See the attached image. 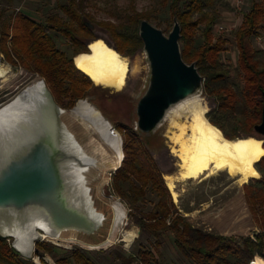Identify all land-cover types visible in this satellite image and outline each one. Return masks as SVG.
Wrapping results in <instances>:
<instances>
[{
  "label": "trees",
  "instance_id": "trees-1",
  "mask_svg": "<svg viewBox=\"0 0 264 264\" xmlns=\"http://www.w3.org/2000/svg\"><path fill=\"white\" fill-rule=\"evenodd\" d=\"M250 1L248 11L242 14L241 23L234 32L237 70L243 80L241 88L228 84L233 69L219 58L225 50L226 40L222 37L214 39L213 19L203 14L212 5V0H172L169 5L171 17L180 26L181 57L185 63L195 65L203 78V93L216 103L215 109L205 118L228 140L241 135L260 137L254 127L260 124L262 117L264 49H255L251 39L264 33V0ZM95 8L94 0H68L59 5L63 19L49 15L44 23L35 22L20 13L8 17L0 13V51L14 66L17 63L25 71L41 77L62 109L73 108L94 88L73 62L76 56L88 53L83 41L94 39L84 19L108 33L114 49L124 56L135 53L141 44L139 24L143 20H150L148 13H138L131 5L126 9L104 8L111 19L97 21L89 11ZM97 8L100 10V7ZM202 24L204 28L199 32ZM52 31L69 40L72 57L57 50L49 35ZM199 33L203 43L195 47ZM127 132V135H123L121 148L123 160L120 168L111 176L110 185L116 196L128 206L127 216L141 232L157 238L161 230L168 229L174 235L176 248L191 264H248L253 258L264 263V157L254 165L260 179L251 180L243 186L252 219L261 232L254 239L224 237L193 227L178 213L163 178L143 149L140 137L131 130ZM148 188L157 200L149 213L141 214L140 207L146 202ZM167 220H170L169 224ZM34 246L38 250L36 255H39L45 244L35 242ZM15 256L6 240L0 237V261L19 264L15 262ZM71 257L74 264H94L79 252ZM133 263L166 264L164 260L161 263L156 261L149 251L139 252L137 257H130L125 262Z\"/></svg>",
  "mask_w": 264,
  "mask_h": 264
},
{
  "label": "bare ground",
  "instance_id": "bare-ground-1",
  "mask_svg": "<svg viewBox=\"0 0 264 264\" xmlns=\"http://www.w3.org/2000/svg\"><path fill=\"white\" fill-rule=\"evenodd\" d=\"M87 48L88 53L73 59L75 68L93 85L112 92L120 91L124 86V59L102 40L91 41ZM0 81L4 82V86L0 87L2 166L14 152L32 151L33 148L28 146L31 142L36 148L44 145L42 141L48 144L50 126L42 112L47 90L38 75L24 71L13 73L9 66L0 63ZM201 96L198 91L170 106L154 128L156 131L164 123L166 131L170 127L174 128L170 136L171 152L174 154L175 148L182 143L188 119L192 117L188 136L181 146L179 170L175 176L164 177L168 192L174 201H178V186L184 188L189 181L201 183L221 174L226 175L235 184V192L216 212L205 215L203 221L224 237L250 236L256 227L242 186L250 180L260 179L254 165L264 157L263 141L254 137L235 140L224 138L221 131L205 118L199 99ZM58 117L61 123L58 136L60 160L82 161V164L59 163L56 169L58 199H68V203L75 207L82 201L88 204L89 219L96 226L94 231L99 228L95 234L97 239L87 245L81 233L73 227L61 229L54 235L51 225L38 207L4 209L0 212V234L12 238L14 246L16 243L15 248L21 254L24 252L27 258H32L33 243L38 237L41 238V233L44 239L76 240L94 249L102 248L109 243L115 223L123 215L124 208L120 201L116 197L103 195L101 191V187L107 184L106 173L114 172L121 166L123 156L120 135L115 133L110 121L88 100L78 101L68 111L59 107ZM39 124L44 125V129L37 132L34 129L40 128ZM95 199L103 203L105 210L95 207Z\"/></svg>",
  "mask_w": 264,
  "mask_h": 264
},
{
  "label": "rangeland",
  "instance_id": "rangeland-1",
  "mask_svg": "<svg viewBox=\"0 0 264 264\" xmlns=\"http://www.w3.org/2000/svg\"><path fill=\"white\" fill-rule=\"evenodd\" d=\"M67 1L68 0H0V13L5 17L20 13L26 15L35 22L44 23L49 15H56L63 19L64 15L60 11L59 5H63ZM171 1L172 0H94L96 8L89 11L95 16L97 21L107 20L110 16L104 8L109 10H113L114 8L126 9L129 6L134 5L135 10L138 13H148L150 15V20L148 22L167 36L172 30L174 24V19L169 12ZM250 5V0H212V5L203 11V14L208 19H213L212 35L214 39L222 37L226 40L225 50L220 54L219 58L223 63L231 65L233 69L227 80L231 87L241 88L243 85L242 76L237 70V49L234 41V32L241 23L242 14L248 11ZM97 7H100V10H97ZM196 16L197 15L194 17ZM203 28L204 24L200 25L199 32L202 31ZM92 33L94 39L84 40L83 42L85 45L88 41L97 39L102 40L114 49L110 36L103 29L94 24ZM49 35L55 43L58 51L63 52L67 57H72V46L69 40L53 31L50 32ZM263 35V33H260L257 36L259 39H257V37L251 39L252 46L255 49L264 48ZM202 43L203 39L199 33L195 47H199ZM120 56L124 59L126 66L123 88L118 91V93L91 88L81 100H88L105 116L107 120L110 121L116 130L115 133L120 135L121 142H123V135H127V131L131 130L137 134L140 137L143 149L153 161L163 180L164 177L175 176L180 167L181 146L188 136L192 117L188 119L182 143L175 148L174 154L171 152L172 145L170 143L171 133L174 132L173 127H170L166 131L165 127H163L164 123L161 126L162 128L160 127L156 131H153L150 135H140L136 130L135 106L138 98L146 88L149 73L146 55L143 50V43L141 42V44L138 45L133 55L124 56L120 54ZM11 58L16 61L14 57L11 56ZM0 63L9 66L13 73L24 71L31 74L25 71L17 63L16 66H14L5 58L2 51H0ZM2 86H4V82L0 81V87ZM45 88L47 87L45 86ZM47 90L49 91L48 88ZM201 94L202 96L199 99L203 105L202 111L204 112V116H206L207 113L215 109L216 103L213 98L206 96L203 93V90ZM62 110L68 111L70 109ZM70 127L73 131H76L72 126ZM242 136L251 135H241L240 137ZM114 172L106 173L107 184L101 187V191L102 194L107 197H116L124 209L122 210L123 215L118 217L115 223L113 234L107 245L102 248L94 249L80 244L76 240H70L69 242L48 238L44 239V235L41 233V238L38 237L35 242L44 243V248L39 255H36L38 250L34 246L36 252H33L32 258H27L25 253L20 249L19 250L25 257L13 248L12 238L0 236L6 240L12 251L17 255L14 257L15 262L19 264H74L71 256L73 253L79 252L94 264H125L128 258L137 257L139 252L149 251L154 255V259L160 263L161 260H164L166 264H179L180 261L184 264H191L176 248L174 244V235L168 229L161 230L160 236L155 238L152 234L141 232L139 227L133 224L131 218L127 216L129 212L128 206L116 196L110 185L111 176ZM250 182L251 180L246 184H249ZM181 189L183 190L181 191ZM178 190L180 195L177 199L178 201H174L170 194L178 213L193 227L201 228L208 233H217L210 224L203 221V218L207 214L216 212L218 207L222 206L235 192V184H233L232 180L226 175L221 174L201 183H191L189 181L184 188L178 186ZM156 200V195L148 188L146 202L140 207L141 214L149 213L153 209ZM94 204L98 210H105L103 203L97 199L94 200ZM135 214L139 215L138 212H135ZM166 222L169 224L170 220H167ZM255 227L256 229L250 236L243 237L254 239L255 236L261 232L256 225ZM98 229L99 228L91 234L81 233V237L85 244L87 243L88 245L89 243L96 241L95 239H97V237H95V234L98 233ZM46 234L51 236L48 232ZM253 262L254 264H264L258 258H253ZM0 264L11 263L0 261Z\"/></svg>",
  "mask_w": 264,
  "mask_h": 264
},
{
  "label": "water",
  "instance_id": "water-1",
  "mask_svg": "<svg viewBox=\"0 0 264 264\" xmlns=\"http://www.w3.org/2000/svg\"><path fill=\"white\" fill-rule=\"evenodd\" d=\"M84 23L91 31L94 29V24L86 19ZM138 36L143 43L149 73L146 88L135 106L136 130L140 135L148 136L163 119L170 106L198 91L202 92L203 78L193 63L187 64L181 57L180 26L176 21H174L172 30L165 36L161 30L143 20L138 27ZM91 41L93 40L88 41L86 45ZM41 80L45 86L43 79ZM93 86L101 91H110L101 86ZM42 106V112L50 126V141L48 144L42 141L44 144L42 148H36L33 142L29 143L28 146L33 148L32 151L14 152L8 158L9 160L0 166V212L4 209L21 210L27 207H38L51 225L54 235L66 227H73L83 234H91L96 226L89 219L91 217L87 209L88 204L82 201V196V202L77 207L69 204L68 199H58L56 169L59 163L63 165H69L72 162L82 164V161L78 159L60 160L59 106L48 90L47 99ZM38 127L40 128L34 129L37 132L44 129V125L39 124ZM254 130L260 135L259 138L255 136L239 138L254 137L263 140L264 97L261 122L254 127ZM0 236L5 237L2 234ZM12 246L20 253L14 246V240ZM33 252H36L35 248Z\"/></svg>",
  "mask_w": 264,
  "mask_h": 264
},
{
  "label": "crops",
  "instance_id": "crops-1",
  "mask_svg": "<svg viewBox=\"0 0 264 264\" xmlns=\"http://www.w3.org/2000/svg\"><path fill=\"white\" fill-rule=\"evenodd\" d=\"M264 34V33H263ZM257 39H259L258 37H257ZM263 41H264V35H263ZM262 49V48H261ZM264 49V48H263ZM179 264H184L183 262H179Z\"/></svg>",
  "mask_w": 264,
  "mask_h": 264
},
{
  "label": "built area",
  "instance_id": "built-area-1",
  "mask_svg": "<svg viewBox=\"0 0 264 264\" xmlns=\"http://www.w3.org/2000/svg\"><path fill=\"white\" fill-rule=\"evenodd\" d=\"M248 264H254L253 260H251Z\"/></svg>",
  "mask_w": 264,
  "mask_h": 264
}]
</instances>
